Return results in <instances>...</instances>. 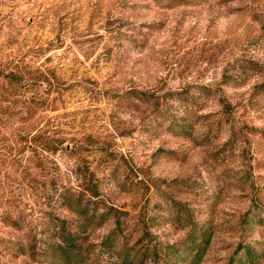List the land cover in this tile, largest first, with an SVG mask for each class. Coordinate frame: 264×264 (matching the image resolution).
I'll use <instances>...</instances> for the list:
<instances>
[{
    "label": "rangeland",
    "instance_id": "374dc122",
    "mask_svg": "<svg viewBox=\"0 0 264 264\" xmlns=\"http://www.w3.org/2000/svg\"><path fill=\"white\" fill-rule=\"evenodd\" d=\"M0 264H264V0H0Z\"/></svg>",
    "mask_w": 264,
    "mask_h": 264
},
{
    "label": "trees",
    "instance_id": "16d2710c",
    "mask_svg": "<svg viewBox=\"0 0 264 264\" xmlns=\"http://www.w3.org/2000/svg\"><path fill=\"white\" fill-rule=\"evenodd\" d=\"M86 190H88L91 193V195H95V193H97L94 184H91L90 187L87 186ZM78 212L80 214L84 213L81 206L80 208H78ZM102 219L104 220V217ZM56 228H57V232L59 233V236H58L59 242L56 244L58 252H60V254L65 258V261H67V263H69L71 260L73 261L79 258L81 254V244L77 240L76 233L70 230H65L64 227L60 225H58ZM116 231H119L120 234H123L122 229H121V221L118 218V216L115 218V228L112 231H110L109 234L105 238L111 244H113L114 241L117 239V236L114 235ZM143 239H147L148 242L151 244L152 232L146 226L141 228V234L137 238L136 242H139ZM191 240L196 243L197 252L195 254V257H198V256H201L203 251L206 249V246L209 243L210 237L209 235H205V233L201 230L200 235H198V237L196 236L192 237ZM148 247L150 246H146L145 248L146 252L149 250ZM118 249H119V252H118L119 259L122 262H127L130 259V252L125 247V244L121 243ZM153 253L157 254L155 247L153 248Z\"/></svg>",
    "mask_w": 264,
    "mask_h": 264
}]
</instances>
